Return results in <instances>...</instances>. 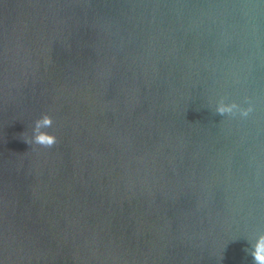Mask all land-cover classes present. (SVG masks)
Instances as JSON below:
<instances>
[{
	"label": "water",
	"instance_id": "water-1",
	"mask_svg": "<svg viewBox=\"0 0 264 264\" xmlns=\"http://www.w3.org/2000/svg\"><path fill=\"white\" fill-rule=\"evenodd\" d=\"M260 233L264 0H0V264H252Z\"/></svg>",
	"mask_w": 264,
	"mask_h": 264
},
{
	"label": "clouds",
	"instance_id": "clouds-1",
	"mask_svg": "<svg viewBox=\"0 0 264 264\" xmlns=\"http://www.w3.org/2000/svg\"><path fill=\"white\" fill-rule=\"evenodd\" d=\"M251 112V108H243L237 103H226L221 100L216 107L217 114L221 116H233L240 118H247ZM53 118L48 114H42L35 120L32 129L31 143L38 145L45 149H51L58 143V138L55 134L46 131L53 127ZM28 143V142H27ZM251 251H245L252 257V264H264V233L257 235L255 243L250 245Z\"/></svg>",
	"mask_w": 264,
	"mask_h": 264
}]
</instances>
